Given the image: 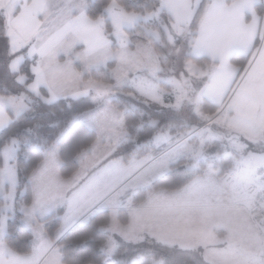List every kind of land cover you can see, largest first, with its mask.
Returning a JSON list of instances; mask_svg holds the SVG:
<instances>
[{"label":"snow or ice","instance_id":"snow-or-ice-1","mask_svg":"<svg viewBox=\"0 0 264 264\" xmlns=\"http://www.w3.org/2000/svg\"><path fill=\"white\" fill-rule=\"evenodd\" d=\"M0 264H264V0H0Z\"/></svg>","mask_w":264,"mask_h":264}]
</instances>
